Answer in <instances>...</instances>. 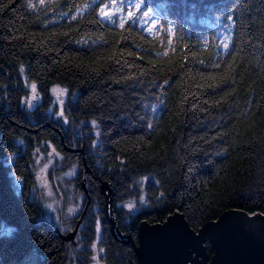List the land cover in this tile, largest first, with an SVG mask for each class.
I'll return each instance as SVG.
<instances>
[{"label": "trees", "instance_id": "trees-1", "mask_svg": "<svg viewBox=\"0 0 264 264\" xmlns=\"http://www.w3.org/2000/svg\"><path fill=\"white\" fill-rule=\"evenodd\" d=\"M143 1L163 26L156 34L104 20L99 1L0 0V229L14 227L0 231V264H25L32 252L40 258L29 264H68L62 234L38 222L28 195L32 149L43 140L67 155L60 137L81 149L73 154L84 194L79 264H88L98 231L105 264H138L143 221L180 214L197 231L226 210L264 214V0ZM227 24L225 49L218 31ZM24 81L37 85L44 107L53 85L67 88L65 111L85 122L81 136L54 118H32ZM105 181L129 244L111 232ZM141 191L135 212L118 205L138 202ZM204 246L211 257L212 242Z\"/></svg>", "mask_w": 264, "mask_h": 264}, {"label": "rangeland", "instance_id": "rangeland-1", "mask_svg": "<svg viewBox=\"0 0 264 264\" xmlns=\"http://www.w3.org/2000/svg\"><path fill=\"white\" fill-rule=\"evenodd\" d=\"M91 3L99 1V9L103 8L105 12L115 17V22H123L131 20L138 22L140 26L144 27L150 34L158 33L162 28L161 21L155 14L144 5L143 0H89ZM136 3H140V8L135 7ZM131 12L133 15L130 17L128 13ZM148 12V16L144 17L143 13ZM101 16V15H100ZM106 21L112 22L109 18H104ZM155 21V27L151 31H148V27L151 22ZM231 28L230 25H224L222 29L218 31V41L222 43V47L225 44L228 45L230 40ZM27 88L26 95L22 98V104L24 108L29 112L32 118L40 117L43 119L54 118L61 122L65 127L71 129L73 137L81 136V126L85 123L81 121L77 123L72 121L65 111V102L68 98V90L62 99L63 105L59 103L57 97L51 93L53 87H60L67 89L61 85H53L49 90V103L44 107L43 95L37 90V99L30 100L33 95L31 92L32 82L24 81ZM29 104L31 107L29 108ZM64 112V117L60 118L56 116L59 111ZM96 122V121H94ZM49 121L46 120L45 124ZM91 129L95 135H98V128L96 123L90 121ZM60 144L65 147L76 149L74 146L68 145L63 138L60 137ZM55 151V152H53ZM75 152L71 151L70 154H64L55 144L49 140H43L32 149V163L31 172L33 174V182L29 188V197L36 201L40 206V214L38 216V222H46L52 225L58 230L64 239V244L68 252V264H79L78 258L80 256V250L82 248L81 237L79 236V228H82L84 223L83 217L78 219L77 215L83 206L84 194L75 184V177L77 173L76 157L73 156ZM72 153V154H71ZM72 173L71 176L68 174ZM12 182L17 190L22 186L21 180L17 178L13 172H10ZM147 177H142L136 181L140 186L144 185ZM51 193V195H49ZM143 196L144 192L141 191L139 198ZM138 198V202L135 199L118 203L123 206L124 204L132 201L134 206L131 208V212H135L138 209V205H143ZM72 208L73 212L69 213L68 209ZM87 208V207H86ZM84 216V215H82ZM0 229L1 232L10 234L13 232V225L8 224L4 221ZM99 231L96 234V238L88 244L90 250L88 264H105L102 261L103 249L99 242ZM40 256L37 253H30L25 264L35 262Z\"/></svg>", "mask_w": 264, "mask_h": 264}, {"label": "water", "instance_id": "water-1", "mask_svg": "<svg viewBox=\"0 0 264 264\" xmlns=\"http://www.w3.org/2000/svg\"><path fill=\"white\" fill-rule=\"evenodd\" d=\"M85 171L89 172L87 168ZM101 188L106 195L111 232L117 241L129 244L131 235L123 234L115 226L114 191L106 181ZM82 189L88 199L87 207L90 196L85 184ZM206 240L213 245L211 257L206 254ZM134 245L138 264H264V214L226 210L197 231L192 230L180 214L171 215L161 223L143 221L139 227V242Z\"/></svg>", "mask_w": 264, "mask_h": 264}, {"label": "snow or ice", "instance_id": "snow-or-ice-1", "mask_svg": "<svg viewBox=\"0 0 264 264\" xmlns=\"http://www.w3.org/2000/svg\"><path fill=\"white\" fill-rule=\"evenodd\" d=\"M42 2H43V0H41V3H42ZM140 6H141L140 3H136V5H135V7H136L137 9H139ZM29 7H32V5L29 4ZM100 15H101L102 17H104V18H109L112 22H115V17H112L110 13L105 12L103 8L100 9ZM128 15L131 17L133 14H132L131 12H129ZM148 15H149L148 12H144V13H143V16H144V17H147ZM73 18L75 19V17H73ZM120 27L123 28V27H124V24L121 23V24H120ZM153 27H155V21H152V22H151V25L148 27L147 30H148V31H151ZM169 42H170V41H169ZM224 47H225V49H227V48H228V45L225 44ZM20 72H21V73L24 72L23 67L20 69ZM31 92H32L33 95L30 97V100H36V99H37V95H36V93H37V85H36L35 83H33V84L31 85ZM66 92H67V89L60 88V87H53V88L51 89V93L54 94V95L57 97V99L59 100V103H60L61 105H63L64 101H63L62 99H59V98L64 97L65 94H66ZM28 106H29V108H30V107H31V104H29ZM64 115H65V114H64V112H63L62 110L56 113V116H58V117H60V118H63ZM93 124H95V122H93ZM53 152H55V151H53ZM68 175L71 176L72 173H69ZM49 195H51V193H49ZM144 199H145V198H144L143 196H141V197L139 198V200H140L141 203H144ZM123 206H124L126 209L131 210V208L134 206V203H133L132 201H129L128 203L124 204ZM68 212H69V213H72V212H73V209H72V208H69V209H68Z\"/></svg>", "mask_w": 264, "mask_h": 264}]
</instances>
